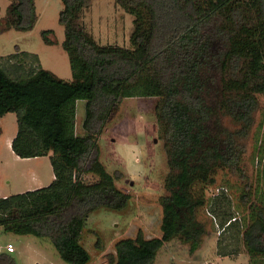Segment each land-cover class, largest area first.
<instances>
[{
	"label": "trees",
	"instance_id": "trees-1",
	"mask_svg": "<svg viewBox=\"0 0 264 264\" xmlns=\"http://www.w3.org/2000/svg\"><path fill=\"white\" fill-rule=\"evenodd\" d=\"M62 2L71 80L40 64L27 71L12 62L38 61L27 52L0 60V119L15 113L18 122L12 149L22 159L50 156L55 175L46 187L0 198V228L47 238L65 262L89 264L81 236L91 213L123 211L131 200L117 186L121 177L100 160L99 137L124 99L155 98L169 169L159 198L162 236L147 239L139 232L118 240L111 263L154 264L173 240L196 252L209 233L199 213L209 206L222 229L220 256L239 255L242 242L250 264H264V193L245 163L264 96V0H116L134 16L129 48L101 45L87 33L81 19L93 0ZM37 21L36 0H12L5 29L29 32ZM53 35L42 32L48 45L57 43ZM77 100L86 101L83 136L75 129ZM220 171L239 177L247 217L232 213L225 187L207 198ZM85 175L98 181L86 182ZM9 254L0 264H12Z\"/></svg>",
	"mask_w": 264,
	"mask_h": 264
},
{
	"label": "rangeland",
	"instance_id": "rangeland-1",
	"mask_svg": "<svg viewBox=\"0 0 264 264\" xmlns=\"http://www.w3.org/2000/svg\"><path fill=\"white\" fill-rule=\"evenodd\" d=\"M11 2L0 0V60L18 52H27L37 55L38 61L22 57L12 62L20 63L27 71L40 64L59 78L71 80L69 56L62 47L65 30L59 21L62 0H36L38 21L29 32L5 29ZM81 22L87 33L101 45L131 46L134 16L118 6L116 0H93ZM47 30L54 31L50 37L57 39L56 44L48 45L43 40L42 32ZM260 101L261 109L256 114L255 125L246 141L245 163L250 180L264 193V161L258 164L256 159L261 145L264 146V96H260ZM155 104V98L124 99L99 137L100 160L108 172L121 177L116 182L117 186L130 194L131 200L123 211L102 208L91 213L81 236V244L91 256L89 264H112L111 255L116 254L115 244L120 239L136 238L139 232L147 239L162 236L159 198L165 194L164 180L169 169L164 139L160 137L156 123ZM85 117L86 101L77 100L75 129L79 136L85 135ZM0 129V195L23 193L26 187L22 185L25 180L21 176L33 170L39 171L44 184H47L54 173L50 156L24 162L23 159H13L10 150H7L6 140L18 131L17 115H5L0 121ZM262 152L264 157V148ZM216 176L217 184L207 189V198L215 196L220 187H225L233 200L232 213L238 218L247 217L248 213L239 202V177L222 171ZM83 180L93 183L98 181V177L85 175ZM199 219L207 223L209 232L202 246L191 253L189 245L173 240L160 250L154 264H250L242 242L239 255L220 256L222 229L220 221L211 217L209 206L200 211ZM9 243L15 248V253L9 254L13 259L12 264H69L61 258L49 239L18 235L0 228V246ZM98 244L102 245L100 249ZM234 247V243L229 246L230 250Z\"/></svg>",
	"mask_w": 264,
	"mask_h": 264
},
{
	"label": "crops",
	"instance_id": "crops-1",
	"mask_svg": "<svg viewBox=\"0 0 264 264\" xmlns=\"http://www.w3.org/2000/svg\"><path fill=\"white\" fill-rule=\"evenodd\" d=\"M1 119H0V121H1ZM15 136L16 135H13V137H10L8 140H6V141H8L7 142V145H8L7 150H10V155L13 159L21 161L22 158L18 157L12 149V141H13ZM31 160L32 159H23L24 162H29ZM21 177L25 180L22 185H23V187H26L25 191H23V192H26V191L36 190L38 188H42V187H46V186L50 185L52 183V181L54 180L55 175L53 173L51 179L47 182V184L46 183L44 184V180H42L39 171L37 172L36 170L30 171L28 174L25 173V175H22ZM8 196L9 195H7V194H2V195H0V198H6Z\"/></svg>",
	"mask_w": 264,
	"mask_h": 264
},
{
	"label": "built area",
	"instance_id": "built-area-1",
	"mask_svg": "<svg viewBox=\"0 0 264 264\" xmlns=\"http://www.w3.org/2000/svg\"><path fill=\"white\" fill-rule=\"evenodd\" d=\"M212 217V215H211ZM15 253V248H14V245L13 244H7L6 246L2 247L0 246V256L3 254V253Z\"/></svg>",
	"mask_w": 264,
	"mask_h": 264
}]
</instances>
